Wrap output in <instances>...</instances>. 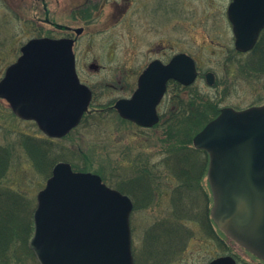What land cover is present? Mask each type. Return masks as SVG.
<instances>
[{"label": "rangeland", "instance_id": "rangeland-1", "mask_svg": "<svg viewBox=\"0 0 264 264\" xmlns=\"http://www.w3.org/2000/svg\"><path fill=\"white\" fill-rule=\"evenodd\" d=\"M167 1L173 7H184L181 11L175 9L163 28L155 25L139 29L140 39L134 37L129 14L112 28L108 27L112 24H108V13L105 12L89 29L93 33L90 43L80 41L77 71L82 81L90 85L96 94L89 112L128 97L135 87L138 70L154 58L159 42L171 45L173 52L183 50L195 60L199 75L196 82L185 90L186 103L187 96L199 90L198 93L208 95L220 110H243L264 105V74L245 71L243 68L250 62L251 56L234 53V37L227 18L230 0ZM68 3L69 0H59L58 5L55 0H0V79L29 40L61 36L63 32L57 29L60 26L56 24L62 27L81 26ZM184 22L185 28L182 27ZM183 32L185 42L180 45ZM93 61L103 69L91 72L88 65ZM207 71L216 77L212 86L204 79ZM185 123L186 118L179 123L180 138L184 137ZM22 135L43 138L34 122L18 119L6 101L0 99V146L8 149L12 156L10 167L0 180V193L14 191L22 194L35 208L37 194L50 175L47 177L35 171L21 144ZM166 137L163 128L143 131L121 123L115 114L96 120L88 117L68 136L55 140L53 153L64 154L62 162L74 165V170L83 168L85 171L82 172L96 174L108 187L116 188L121 178L138 169L132 163L137 152L146 150L152 160L161 158L162 155L157 154L161 148L158 141ZM204 182L203 185L206 184ZM172 184L168 181L164 186L155 187L156 196L152 198V205L133 209L130 227L134 264L152 260L154 264H208L217 257L227 255L238 264H264L215 227L210 216L213 203L209 199V188L204 185L207 200L203 195L199 204L193 202L194 213L188 216L182 211L173 213L168 195ZM180 216L182 219H179ZM177 219L180 223H176L179 228L175 229L171 223L177 222ZM199 219L208 222L207 225L205 222L201 224ZM22 264L38 263L27 256Z\"/></svg>", "mask_w": 264, "mask_h": 264}, {"label": "water", "instance_id": "water-1", "mask_svg": "<svg viewBox=\"0 0 264 264\" xmlns=\"http://www.w3.org/2000/svg\"><path fill=\"white\" fill-rule=\"evenodd\" d=\"M228 5L233 46L248 53L264 28V0H231ZM20 52L0 80V98L18 117L34 120L47 136H65L78 125L91 100V91L76 75L72 43L31 39ZM196 77L195 62L186 54L174 56L167 65L153 62L140 76L132 97L118 100L114 108L127 121L150 127L158 122L156 106L167 81L188 87ZM206 82L214 83L212 73L206 74ZM192 143L209 156L212 220L264 262V105L241 111L223 108ZM36 199L29 248L39 264H134L133 204L100 176L57 163ZM208 264L236 261L222 256Z\"/></svg>", "mask_w": 264, "mask_h": 264}, {"label": "trees", "instance_id": "trees-1", "mask_svg": "<svg viewBox=\"0 0 264 264\" xmlns=\"http://www.w3.org/2000/svg\"><path fill=\"white\" fill-rule=\"evenodd\" d=\"M250 56L249 66L245 71L264 74V30ZM198 92L192 93L190 97L187 96L184 137L180 138L178 134L179 119L171 118L170 122L161 126L167 136L158 141L161 142V148L157 154H161V158L152 160V156L145 152L146 150L137 152L132 163L137 165L138 169L130 176L121 178L116 185L119 191L130 196L134 209L152 205V198L156 196L155 187L164 186L168 181L175 184L169 187L168 193L173 205V213L182 211L190 216L194 213L193 202L199 204L203 195L206 197L205 201L207 200L208 194L202 183L208 166V155L202 150L193 148L191 139L219 113L220 109L208 95ZM113 113L115 112L110 109H105L104 112L93 111L86 114L83 120L88 117L92 120L103 119ZM158 127L156 125L154 128ZM21 144L38 174L48 177L53 166L64 160V154L53 153L54 140L22 136ZM11 157L9 150L0 146V180L10 167ZM77 170L85 171L83 168ZM34 209L22 194L14 191L0 193V264H22L24 257L27 256L32 257L37 263L28 247L33 231ZM179 219L182 217L180 216ZM179 219L171 223L174 224L173 228H179L176 225L180 223ZM199 222L201 224L205 222L206 225L208 223L202 219H199Z\"/></svg>", "mask_w": 264, "mask_h": 264}, {"label": "flooded vegetation", "instance_id": "flooded-vegetation-1", "mask_svg": "<svg viewBox=\"0 0 264 264\" xmlns=\"http://www.w3.org/2000/svg\"><path fill=\"white\" fill-rule=\"evenodd\" d=\"M40 1L43 2V0H40ZM58 3H59V0H55V4L58 5ZM68 4H69L71 13L74 15V18L78 20L76 22H79L81 26L77 28L73 26L72 27L71 26L62 27L61 25L56 24L57 26H60V28H57V29L63 32V34L61 36L56 35L53 37V39H66L72 43V51H73L74 59H75L76 75L80 83L86 85L90 89L91 94H92L90 106L93 103V99L96 96V94H95L94 89H92L90 85L82 81L77 71V48L81 40L85 41L87 44L90 43L89 41L93 33H91L89 29H92L93 26L96 25L94 22H96L99 19V17L104 16L103 13L107 12L108 14H107L106 20L108 24H112L111 26H108V27L113 28V27L118 26L124 19H126L127 14H129L130 22L134 30V37L136 39H140L141 34H140L139 29L141 28L144 29V27H154L155 25H158L159 28H163L162 26L164 22L169 21L171 13L175 9H179L181 11L182 10L181 8L184 7L183 5H178V6L173 7V5L170 4L169 1L167 0H69ZM182 27L185 28V22L182 24ZM180 38L182 39V42L180 43V45H183L185 42V32L182 33ZM171 48H172L171 45L165 46L163 43L159 42L156 46V52L154 53V58L151 61H149L146 65H144L143 69L138 70L140 72L138 73L136 77L135 87L133 91H131V94L128 97L119 98L117 99V101L121 99L127 100L132 97L133 93L137 91L138 82H139L138 80L140 76L143 74L144 71H146V68L151 63L158 62L162 65H167L174 56H177L180 54H186L184 53L183 50L182 51L178 50L177 52H173V49ZM250 52L251 51H248V53L247 52L239 53L234 50V53L237 56L239 55L243 57L250 55ZM92 65H94L95 68H92L91 67ZM246 65L247 66H245L243 69L248 68L249 62ZM88 69L91 72L96 73L98 71H101L103 67L97 64V62L93 61L88 65ZM208 73H211V72L207 71L206 74ZM206 74L204 75L205 81H206ZM215 83H216V77L214 75L213 85ZM186 88L187 86L179 83L176 80L167 81L165 92L156 106V113L158 115L157 126H159L158 127L159 129H161L162 128L161 126H163L166 122H170L169 120L171 118L173 119L178 118L180 122L185 119L186 117V95H185ZM117 101L113 103L111 102L109 104L106 103L105 106H102L100 109L96 111L104 112L105 109H108V110L110 109V110H113V112H115L113 114H115L119 120H125L119 115V113H117L118 111L114 108V105L115 103H117ZM125 122L130 123L132 126L140 130H143V131L149 132L150 130L154 131L155 129L153 126L152 127H140L133 122H130L127 120H125ZM70 133H68V135ZM41 134L43 138H47L46 136H44L42 132ZM22 136H26V135H22ZM36 138H41V137L36 136ZM50 140H60V139H50ZM154 262L155 261L153 260L150 262H146V263L142 261L140 264H151V263L154 264Z\"/></svg>", "mask_w": 264, "mask_h": 264}, {"label": "bare ground", "instance_id": "bare-ground-1", "mask_svg": "<svg viewBox=\"0 0 264 264\" xmlns=\"http://www.w3.org/2000/svg\"><path fill=\"white\" fill-rule=\"evenodd\" d=\"M205 183V182H204ZM206 183H207V181H206ZM206 187H207V184H204Z\"/></svg>", "mask_w": 264, "mask_h": 264}]
</instances>
